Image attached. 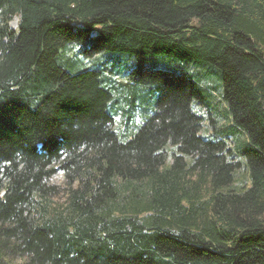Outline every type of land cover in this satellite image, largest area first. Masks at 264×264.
Masks as SVG:
<instances>
[{
    "label": "trees",
    "instance_id": "trees-1",
    "mask_svg": "<svg viewBox=\"0 0 264 264\" xmlns=\"http://www.w3.org/2000/svg\"><path fill=\"white\" fill-rule=\"evenodd\" d=\"M0 264H264V0H0Z\"/></svg>",
    "mask_w": 264,
    "mask_h": 264
},
{
    "label": "rangeland",
    "instance_id": "rangeland-1",
    "mask_svg": "<svg viewBox=\"0 0 264 264\" xmlns=\"http://www.w3.org/2000/svg\"><path fill=\"white\" fill-rule=\"evenodd\" d=\"M9 27L14 29L16 28V20L13 18L12 21L9 23ZM194 82H197V85L201 88H203L205 91H208L210 93V96H207L205 91L204 94L201 92V102H194L193 104V110L198 114L199 116L203 118H217L219 119V122L225 121V114L224 109L225 106L223 102H221L222 94H221V88L218 87L215 83V79H208L207 82L210 83L209 86H205L203 83H199L196 79H194ZM198 104V105H197ZM204 128L208 126L207 123L203 124ZM207 140L213 141L212 137L204 136V134L201 135ZM53 183L58 186L60 189H63V177L62 174L59 173L56 178L53 179Z\"/></svg>",
    "mask_w": 264,
    "mask_h": 264
}]
</instances>
